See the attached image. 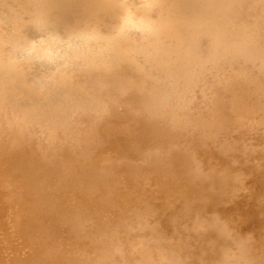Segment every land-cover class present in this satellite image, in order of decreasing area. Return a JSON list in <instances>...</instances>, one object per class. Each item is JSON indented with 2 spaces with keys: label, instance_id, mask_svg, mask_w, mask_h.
Wrapping results in <instances>:
<instances>
[{
  "label": "clouds",
  "instance_id": "clouds-1",
  "mask_svg": "<svg viewBox=\"0 0 264 264\" xmlns=\"http://www.w3.org/2000/svg\"><path fill=\"white\" fill-rule=\"evenodd\" d=\"M0 195L14 264H264V0H0Z\"/></svg>",
  "mask_w": 264,
  "mask_h": 264
},
{
  "label": "bare ground",
  "instance_id": "bare-ground-1",
  "mask_svg": "<svg viewBox=\"0 0 264 264\" xmlns=\"http://www.w3.org/2000/svg\"><path fill=\"white\" fill-rule=\"evenodd\" d=\"M48 172L46 169L38 168L34 182H29L24 186L17 200L19 219L24 221L33 212L38 210L40 200L44 194L51 191V186L48 183ZM9 220V210L5 206L3 195H0V264H14L9 261L5 254L6 248L15 247L13 241H6L4 236V226Z\"/></svg>",
  "mask_w": 264,
  "mask_h": 264
}]
</instances>
